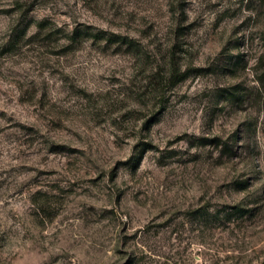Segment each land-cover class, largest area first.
<instances>
[{
	"label": "rangeland",
	"instance_id": "obj_1",
	"mask_svg": "<svg viewBox=\"0 0 264 264\" xmlns=\"http://www.w3.org/2000/svg\"><path fill=\"white\" fill-rule=\"evenodd\" d=\"M0 264H264V0H0Z\"/></svg>",
	"mask_w": 264,
	"mask_h": 264
},
{
	"label": "trees",
	"instance_id": "obj_2",
	"mask_svg": "<svg viewBox=\"0 0 264 264\" xmlns=\"http://www.w3.org/2000/svg\"><path fill=\"white\" fill-rule=\"evenodd\" d=\"M179 78V72H174V74L172 75L171 79L175 80Z\"/></svg>",
	"mask_w": 264,
	"mask_h": 264
}]
</instances>
